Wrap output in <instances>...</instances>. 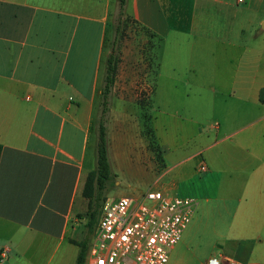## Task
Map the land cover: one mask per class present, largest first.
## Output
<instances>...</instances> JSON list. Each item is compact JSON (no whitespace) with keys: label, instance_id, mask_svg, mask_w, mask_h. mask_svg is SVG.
I'll use <instances>...</instances> for the list:
<instances>
[{"label":"crops","instance_id":"obj_1","mask_svg":"<svg viewBox=\"0 0 264 264\" xmlns=\"http://www.w3.org/2000/svg\"><path fill=\"white\" fill-rule=\"evenodd\" d=\"M112 1L0 0V264L77 256L71 239L82 232V188L95 167L87 141ZM263 4L126 0L127 14L161 38L158 67L142 85L147 109L138 103L145 92L133 101L123 85L107 129L109 151L128 144L146 169L170 177L156 188L196 199L182 235L189 228L238 264H264V15H252ZM114 103L138 113L141 129L147 112L161 160L145 136L127 138Z\"/></svg>","mask_w":264,"mask_h":264},{"label":"rangeland","instance_id":"obj_2","mask_svg":"<svg viewBox=\"0 0 264 264\" xmlns=\"http://www.w3.org/2000/svg\"><path fill=\"white\" fill-rule=\"evenodd\" d=\"M114 5L115 4L113 2V6ZM252 15L255 18L264 15V4L262 7L253 9ZM117 16L118 0L115 9L111 13V20L109 22L107 44L105 47L104 56L110 49V41L114 34L113 25L117 20ZM123 17L125 22L123 24L122 31L118 36L119 40L117 43L119 56L117 85L116 89L111 94L110 103L112 106L113 101L115 102L116 100V98H113L117 97L121 93L122 86L124 85L126 86V88L124 89L127 94L126 97L130 98L133 101L135 97L138 96L137 94H142L145 92L143 99L146 106L149 101V96L146 94L147 91L144 88L145 86L143 87L142 85L145 82L152 83L154 79L155 68L158 61L159 40L155 37H148V35L141 29V27L137 23L128 18L127 12L123 15ZM96 104L97 97L95 100L93 124L89 132L86 152V165L90 166L91 168H93L96 164V120L99 113ZM115 106L118 111L115 113L114 117H117V119H121L119 115H124L127 118L125 133L128 139L132 138L134 140L135 138L136 140L139 136H145L147 138V141L151 139L148 127L146 126L148 124L146 123L145 127L143 126V128L141 129L138 113H133L132 109H130L129 107H125L126 110L128 109V111L130 112L129 115H125L121 112V108L119 109L118 104H115ZM144 116L145 118H147V112H145ZM109 119L110 113L107 121V129L109 128ZM112 127H115V125L112 124ZM117 132L118 128L112 129V135L116 134ZM122 146L125 145L121 143L120 148ZM108 155L110 156L109 159L111 170L114 175L113 178L107 182V186L102 191L104 200L106 198L118 197L122 195L138 196L148 188H156L155 184H159L161 179L162 181L170 180L169 176H163L160 178V171L159 173H157L156 171L146 169L144 165L145 161L139 158L137 152L130 150L128 144L126 145V149H120L118 155L115 154L113 148L111 151H109ZM181 190L176 194L182 196L188 195L183 193ZM169 194L174 195V191L170 190ZM86 221L87 216L85 214L83 218L82 232L80 233L79 238L82 237L87 239L88 241H91L93 238V233H90L87 229ZM180 239L181 240L179 241L177 248L169 252V257L166 264H205V261L209 255L219 253L224 254V250L220 247V245L211 247L210 244L208 245L205 238H193L191 232L189 231V228L186 230V232H184ZM78 249V245H75L74 250H76L77 253ZM75 258L72 264H74Z\"/></svg>","mask_w":264,"mask_h":264},{"label":"built area","instance_id":"obj_3","mask_svg":"<svg viewBox=\"0 0 264 264\" xmlns=\"http://www.w3.org/2000/svg\"><path fill=\"white\" fill-rule=\"evenodd\" d=\"M206 168L204 163L199 166L202 171ZM195 205L193 197L158 188H148L138 196L106 198L84 264H166ZM205 264L238 262L219 253L209 255Z\"/></svg>","mask_w":264,"mask_h":264},{"label":"trees","instance_id":"obj_4","mask_svg":"<svg viewBox=\"0 0 264 264\" xmlns=\"http://www.w3.org/2000/svg\"><path fill=\"white\" fill-rule=\"evenodd\" d=\"M126 0H118V16L115 24L113 25V37L110 41V49L103 59V69L101 74V80L97 91V107H98V118L96 120V129H97V144H96V164L95 167L89 170L86 174L82 195L87 198V209L85 214L87 216L86 227L90 233L95 231V226L100 214V209L104 201V197L102 196V191L107 186V182L113 178V173L111 170L110 159L108 155V142H107V121L109 118V113L111 109V94L113 90V85L116 79L119 56H118V36L122 31V27L124 24L123 15L126 13L125 10ZM133 22L137 23L141 29L148 35V37H155L159 40L160 37H157L156 34L149 30L147 27L139 24L137 21L132 19ZM159 47V46H158ZM158 67V61L155 68ZM154 73V76H155ZM154 89V83L152 85ZM259 99L264 102V88L260 90ZM148 101V104L149 105ZM139 105L145 108V101L142 97L138 99ZM148 127L149 134L151 139L148 141L149 148L154 152L158 160H161V150L157 144V140L155 138V134L153 128L150 123V117L147 115L145 118L143 114L142 120V128L145 127V124ZM1 151V144H0ZM82 238V237H81ZM79 239H71V241L78 245V253L75 259L74 264H84L86 254L90 245V240L88 241L85 238Z\"/></svg>","mask_w":264,"mask_h":264}]
</instances>
